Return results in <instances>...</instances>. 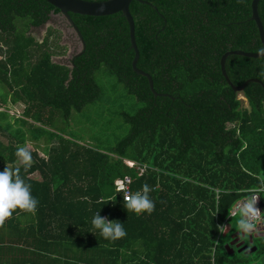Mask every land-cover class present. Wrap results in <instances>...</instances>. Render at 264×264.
Here are the masks:
<instances>
[{
    "label": "trees",
    "instance_id": "obj_1",
    "mask_svg": "<svg viewBox=\"0 0 264 264\" xmlns=\"http://www.w3.org/2000/svg\"><path fill=\"white\" fill-rule=\"evenodd\" d=\"M143 1L128 6L135 66L165 97H153L146 79L132 72L120 13H69L84 50L65 67L51 61L64 54L58 30L48 27L40 42L29 33L58 11L43 0H0V109L23 105L18 117L0 110V171L16 166L15 152L26 140L41 141L43 156L31 152L32 166L21 167V176L39 202L29 233L38 229L40 256L51 264H242L245 255L234 249L228 255L225 241L212 248L235 202L264 187V93L248 83L238 93L243 107L219 70L224 52L257 53L261 46L251 0ZM257 14L264 31V0ZM224 70L234 86L250 78L264 86V57L228 56ZM95 74L113 79L106 95L120 86V98L133 101L117 114L125 136L105 151L60 132L72 111L104 95ZM132 163L145 171L138 175ZM35 171L38 181L28 178ZM124 177L132 193L149 185L151 214L126 210L114 191ZM258 208L264 227V191ZM98 212L122 223L127 235L105 240L91 224ZM16 214L32 213L17 209L6 222ZM260 233L251 236L253 258L264 254Z\"/></svg>",
    "mask_w": 264,
    "mask_h": 264
},
{
    "label": "clouds",
    "instance_id": "obj_2",
    "mask_svg": "<svg viewBox=\"0 0 264 264\" xmlns=\"http://www.w3.org/2000/svg\"><path fill=\"white\" fill-rule=\"evenodd\" d=\"M256 52L258 56L264 57V45L257 48ZM15 156L17 165L5 166L3 171H0V225H3L17 209L34 214L39 203L31 194V185L27 184L21 176V167L27 171L32 166L31 151L26 146H19ZM261 191H264V187L250 189L249 194L236 206V214L239 216L237 227L242 235H250L255 231L257 218L261 214L256 207ZM150 192L151 188L146 183L140 190L134 193L128 192L124 197L126 210L136 214H151L155 204L150 199ZM91 224L105 240L116 241L127 235L122 223L116 220L109 221L99 212L93 216ZM224 228V226H218L221 231Z\"/></svg>",
    "mask_w": 264,
    "mask_h": 264
},
{
    "label": "rangeland",
    "instance_id": "obj_3",
    "mask_svg": "<svg viewBox=\"0 0 264 264\" xmlns=\"http://www.w3.org/2000/svg\"><path fill=\"white\" fill-rule=\"evenodd\" d=\"M46 25L48 26V23ZM49 26L51 28L57 29L58 27H63V23L56 20L49 24ZM29 33L39 42L45 36V33L43 34V31L40 29H31ZM74 39L76 44H78L75 36ZM67 44V39L58 42L59 46L64 47L63 53L66 51L65 46ZM51 51L57 52L62 50L52 49ZM67 52L72 53V51ZM65 57L67 58V56ZM51 60L56 62L54 56L51 58ZM94 78L96 82L104 88V95L95 103L85 106L81 111H72L68 123L61 125L60 132L79 145L105 151L107 148L113 146L118 139L125 136L124 134L126 133L127 128L126 126L122 125L117 114L122 110L129 111V106L133 105V101L130 98L128 101H124L120 98V95L123 94L120 86L117 88L114 94L113 92H109L106 95L105 90L106 88H109V83L113 81L112 78L108 77L103 79V76L100 74H95ZM236 98L241 101L242 106L245 107L246 103L244 98L240 94H237ZM22 108L23 106H11L10 104H7L0 110L7 109L10 116L12 115L14 117H18L21 114ZM38 145L39 147L43 146L41 141L38 142ZM25 146L32 148L33 144L28 141L26 142ZM238 219L239 216L235 214L226 221V227L221 232L219 237V244L223 245L224 241L227 242L230 239L231 234L239 230L237 227ZM260 232H262L261 228H259L257 233L261 234ZM244 239H246V235ZM242 259L244 260L242 264H264V254L253 258L251 253L249 255H245Z\"/></svg>",
    "mask_w": 264,
    "mask_h": 264
},
{
    "label": "water",
    "instance_id": "obj_4",
    "mask_svg": "<svg viewBox=\"0 0 264 264\" xmlns=\"http://www.w3.org/2000/svg\"><path fill=\"white\" fill-rule=\"evenodd\" d=\"M43 1L46 2L48 5H50L51 7H53L54 9H56L58 11V14L49 15V20L46 22V24L48 23V26L46 24H43L37 28H34V30L40 29L43 32H45L46 28L49 27V24H51L52 22L56 20L63 23V27L57 28L58 31L63 33L64 36L68 38V40L76 44L75 39H74V36H75L79 44L78 45L79 50L76 54H73L72 58L79 56L83 52L84 43L82 41L79 31L74 26L71 19L69 18V15H68L69 13L75 14V15H81V16H89V17H104V16L115 14V13H120V15L124 18L126 25H127L129 48L132 50V53H133L132 59L130 61V68L132 72L146 79L148 90L152 94L153 97L167 96L166 94L156 93L153 90L150 76L147 73L137 69L135 66L137 58H138V52H137V48L134 42L133 21L129 13L128 6L131 1H136L141 4H147L145 1L143 0H105V1H98V2H91V1H84V0H43ZM258 1L259 0H251L250 2V20L254 23L256 27L258 39L262 46L264 45V31H263V27L261 25V22L257 14ZM71 55L72 54L67 52L66 53L67 58L63 56V57L56 58V62H53L52 60L51 61L52 63L58 64V65H62L65 67H71L72 66L71 64L72 58L70 59ZM228 56H241V57L252 58V59L262 58V57L258 56L257 53H251V52H243L239 50L226 51L219 58V70H220V74L223 80L230 87L233 93H237V94L241 93L248 83L258 84L264 93V86L257 79H253V78L247 79L241 85H238V86H234L233 84L230 83V81L228 80L226 76L225 70H224V62ZM259 228H261V231L264 230L263 226L256 227L255 231L252 234L259 231ZM252 234L246 235L248 239V243H251ZM244 236L245 235H242L239 230L230 235V239L232 240L223 245L224 249L229 250L227 252L228 255H231L233 253V250L231 248V246L233 245L236 248L235 251L237 254L243 253L244 255H249L255 251L256 249L255 246H251L247 248L245 245H243L242 241H239V239L243 238Z\"/></svg>",
    "mask_w": 264,
    "mask_h": 264
},
{
    "label": "crops",
    "instance_id": "obj_5",
    "mask_svg": "<svg viewBox=\"0 0 264 264\" xmlns=\"http://www.w3.org/2000/svg\"><path fill=\"white\" fill-rule=\"evenodd\" d=\"M44 33L45 32H43V34ZM71 48L72 46L70 45L69 49ZM63 56H66V54L62 55L61 57ZM54 58L56 59L59 57L54 56ZM13 105H18L20 107L23 106L18 102ZM28 141L33 144V147L29 148V150L31 152H36L38 157L43 156V149H41L38 145L39 141L26 140V142ZM28 178L38 181L39 175L35 171L32 172ZM12 219V221H5L3 225H0V264H40L43 262L46 264H51L49 261H47V259L41 258L40 256L38 229H35L36 232H34L32 227L31 233H29V223L30 221L33 222V214H31V216L29 214H16ZM252 235L258 234L256 232ZM52 258H55V255L52 256ZM63 261H65V259Z\"/></svg>",
    "mask_w": 264,
    "mask_h": 264
},
{
    "label": "built area",
    "instance_id": "obj_6",
    "mask_svg": "<svg viewBox=\"0 0 264 264\" xmlns=\"http://www.w3.org/2000/svg\"><path fill=\"white\" fill-rule=\"evenodd\" d=\"M132 165H133V167L137 170L138 175H141V174L145 171V169H146V167H145L144 165H136V164H134V163H132ZM130 183H131V179H130L129 177H124V178H122V179H119V180H116V181H115L114 191L117 192V193H120V194H121V198H122L123 201H124V197H125V195H126L128 192H131V191H130ZM247 193L249 194V191H248ZM248 194H247V195H248ZM243 199H244V197L241 198L240 200H238L237 202H235V204L233 205V208L230 210V212H229V214H228V218H231V217H233V216L236 214V206H237V204H238L239 202H241ZM256 207L258 208V202H257ZM258 209H259V208H258ZM261 220H262V219H261V216L259 215L258 218H257V221H256V227H260V225H261ZM218 226H224V227H226V222L224 221V222H222L221 224L217 225L218 235H217V238H216V240H215V242H214V244H213L212 251H213V249H214V246L217 244L218 239H219V237H220V234H221V232H222L220 229H218ZM224 229H225V228H224ZM224 229H223V230H224Z\"/></svg>",
    "mask_w": 264,
    "mask_h": 264
},
{
    "label": "flooded vegetation",
    "instance_id": "obj_7",
    "mask_svg": "<svg viewBox=\"0 0 264 264\" xmlns=\"http://www.w3.org/2000/svg\"><path fill=\"white\" fill-rule=\"evenodd\" d=\"M49 20V17H48V19L46 20V22ZM45 22V23H46ZM50 27V26H49ZM48 28V27H47ZM55 29V28H54ZM57 30V29H56ZM64 40H66V37L64 36V34L63 33H61L60 32V42L61 41H64ZM67 41H68V44L65 46V49H66V51L64 52V54H62V55H65L66 54V52L67 51H72V53H70V54H72L71 56H70V59L73 57V54L75 53H77L78 52V50H79V48H78V44H75V43H73V42H71L70 40H68L67 39ZM72 46V48L71 49H69V46ZM256 233V232H255ZM257 234H259V233H257ZM245 237V236H244ZM244 237L243 238H240L239 239V241H242L243 242V245H245L247 248H249L250 246H251V243H248V239H247V237H246V239H244ZM232 239H229L226 243H228L229 241H231ZM245 241H247V243H245ZM231 248L232 249H234V250H236V248L234 247V245L233 246H231Z\"/></svg>",
    "mask_w": 264,
    "mask_h": 264
}]
</instances>
